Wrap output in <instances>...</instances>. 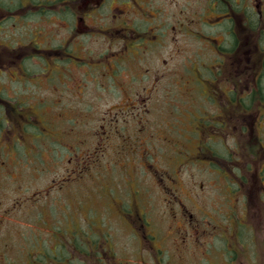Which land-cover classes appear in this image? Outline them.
<instances>
[{"label":"rangeland","instance_id":"374dc122","mask_svg":"<svg viewBox=\"0 0 264 264\" xmlns=\"http://www.w3.org/2000/svg\"><path fill=\"white\" fill-rule=\"evenodd\" d=\"M9 1L0 0V59L8 57L13 37L26 34L34 39V31L64 29L55 12L54 17L29 22L17 10L18 3L11 15L6 10ZM89 1L90 6L84 0L85 19L78 28L80 35H87L86 29L95 33L79 37V56L94 67L79 70L85 83L82 93L72 97L63 86L54 88L56 83L52 88L33 83L32 90L26 86L28 97L21 98L30 101L25 103L26 114L0 115V264H157L153 249L158 243L170 255L177 254L174 262L166 256L160 264H205V252H213L209 264H222L217 246L224 244L223 238L212 235L190 246L184 241L189 215L203 220L202 210L234 245L238 219L243 225L255 224L256 232L264 228V201L261 212L245 210L244 200L233 211L242 195L231 194L226 179L200 169L188 152L186 159L177 151L188 150L181 124L185 52L177 56L182 66L171 56L177 43L168 36L164 46L139 49L138 58L128 57L137 60L127 58L123 69L115 67V76L108 77L112 72L107 58L117 64L122 43L107 38V23L121 25L127 16L107 20V1ZM144 1V6L159 7L167 0ZM38 9L50 15V7ZM168 20L161 17L156 23ZM0 74L1 81L10 77L7 68ZM127 90L141 91L145 101L125 110ZM169 123L181 124V131ZM239 152L253 158L257 154L248 146ZM241 162L240 169H248L249 163ZM136 205L138 216L148 220L147 234L157 236L154 248L133 221L138 218Z\"/></svg>","mask_w":264,"mask_h":264},{"label":"flooded vegetation","instance_id":"af4514ba","mask_svg":"<svg viewBox=\"0 0 264 264\" xmlns=\"http://www.w3.org/2000/svg\"><path fill=\"white\" fill-rule=\"evenodd\" d=\"M106 1L107 20L127 16L121 25L107 23V38L119 39L122 43L119 62L115 64L107 58V67L112 72L108 77L115 76V67L123 69V64L128 60H137L139 49H152L155 44L164 46L165 39L171 36L172 43H177V50L171 56L182 66L177 56L185 52L181 124L186 142L184 146H188V150L180 151L177 148V151L185 154L186 159L189 154L193 164L215 173L219 180L226 179V187L231 194L242 195L233 206V211L244 200L242 207L245 210L258 208L261 212L260 204L264 203H260L264 201V195L259 197L264 194V0H167L159 7L144 6V0H105L102 5ZM39 5L50 7L46 11L50 15L39 11ZM84 5V0L9 1V10H6L11 15L15 13L16 6L29 22L33 18L54 17L51 14L55 12L64 29L53 33L40 29L33 32L36 34L34 39L23 34L8 42V57L0 59V73L4 68L10 72V77L4 81H1L0 74V115L11 117L13 114H26L23 111L29 98H21L28 97L30 92L26 86L32 90L33 83H47L51 88L56 83L54 88L63 86V90H69L72 97L82 93L79 89L84 88L85 83L79 79V70L94 65L85 63L82 61L84 58L79 56V37L95 33L86 29L87 35H80L78 23L85 19L82 15ZM0 8L3 9L2 6ZM11 15H8L9 19ZM161 17L169 20L156 23ZM0 23L1 27L4 21ZM180 42L182 46H179ZM33 46L37 49H33ZM131 55L137 58H128ZM17 83L23 84L24 88L15 86ZM125 93L122 98L125 110L136 109L139 100L145 101L141 91L127 90ZM181 124L169 123L179 131L178 125ZM247 146L257 152L254 158L249 152H239L241 147ZM97 150L100 152L101 146H97ZM241 161L249 163L248 169H240ZM136 208L138 218H133V221L142 229V239L149 240L153 247L158 241L157 236L147 234L145 222L148 223V220L140 218V207L136 205ZM201 214L207 216L202 210ZM205 216L199 221L195 220V214L189 215L183 233L184 241L189 242L187 245L213 235L216 240L224 239V244L217 246V257L222 264H264V228L256 232L255 224L243 225L238 219L239 230L234 246L217 232L215 225L219 223L211 224ZM249 226L252 230L247 229ZM259 236L261 241L257 239ZM157 245L153 247L157 264L166 256L170 258L169 262L177 256L176 252L170 255ZM212 253L205 252L203 259L208 264Z\"/></svg>","mask_w":264,"mask_h":264}]
</instances>
